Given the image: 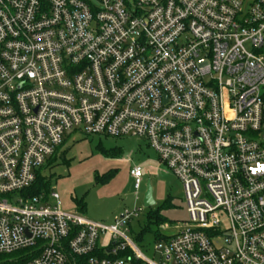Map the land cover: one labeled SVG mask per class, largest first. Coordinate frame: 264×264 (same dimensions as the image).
Wrapping results in <instances>:
<instances>
[{"label":"built area","instance_id":"built-area-1","mask_svg":"<svg viewBox=\"0 0 264 264\" xmlns=\"http://www.w3.org/2000/svg\"><path fill=\"white\" fill-rule=\"evenodd\" d=\"M73 130L145 139L182 183L162 262L133 214L29 195ZM0 264H264V0H0Z\"/></svg>","mask_w":264,"mask_h":264},{"label":"rangeland","instance_id":"rangeland-1","mask_svg":"<svg viewBox=\"0 0 264 264\" xmlns=\"http://www.w3.org/2000/svg\"><path fill=\"white\" fill-rule=\"evenodd\" d=\"M134 166L144 169L140 191L135 190L130 176ZM41 170L50 190L60 195L64 212L80 213L83 205V216L105 225L133 214L128 236L146 258L155 262L163 261L155 251L158 237L172 236L178 224L189 220L182 183L160 162L145 139L86 136L73 130ZM107 175L110 178L106 181ZM148 184L156 203L149 209L144 206ZM150 211H159L164 224L149 220ZM166 226L170 228L162 230ZM13 259L6 257L3 261Z\"/></svg>","mask_w":264,"mask_h":264},{"label":"trees","instance_id":"trees-1","mask_svg":"<svg viewBox=\"0 0 264 264\" xmlns=\"http://www.w3.org/2000/svg\"><path fill=\"white\" fill-rule=\"evenodd\" d=\"M107 178L105 179L106 181L109 180V176H106ZM44 192L45 195L49 194L51 192L49 184L46 182V180L42 177L41 172L38 174L37 181L34 184V186L29 190V195L31 197H36L41 195ZM80 210L83 211L85 210V206L81 205ZM148 219L156 222L157 225L161 226L164 224L163 218L160 215L159 211H150L148 213ZM164 239L163 237H158V241Z\"/></svg>","mask_w":264,"mask_h":264},{"label":"water","instance_id":"water-1","mask_svg":"<svg viewBox=\"0 0 264 264\" xmlns=\"http://www.w3.org/2000/svg\"><path fill=\"white\" fill-rule=\"evenodd\" d=\"M155 201H154V197H153V189L150 186V184H148L147 186V190H146V194H145V198H144V206L145 208H152L155 206ZM123 218V217H121Z\"/></svg>","mask_w":264,"mask_h":264},{"label":"crops","instance_id":"crops-1","mask_svg":"<svg viewBox=\"0 0 264 264\" xmlns=\"http://www.w3.org/2000/svg\"><path fill=\"white\" fill-rule=\"evenodd\" d=\"M160 162H161V161H160ZM131 169H132V168H131ZM131 169H130V170H131ZM143 170H144V169H143ZM144 175H145V174H144ZM80 214L83 215V214H84V210H83V211L80 210ZM87 219H88V218H87ZM89 220H90V219H89ZM91 221H92V220H91ZM94 222H96V221H94ZM98 223H100V222H98Z\"/></svg>","mask_w":264,"mask_h":264}]
</instances>
